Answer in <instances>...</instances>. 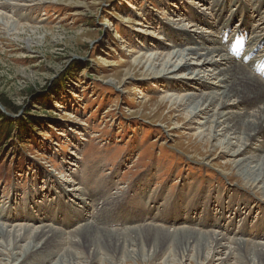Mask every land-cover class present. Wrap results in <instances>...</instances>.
I'll list each match as a JSON object with an SVG mask.
<instances>
[{
  "label": "rangeland",
  "instance_id": "rangeland-1",
  "mask_svg": "<svg viewBox=\"0 0 264 264\" xmlns=\"http://www.w3.org/2000/svg\"><path fill=\"white\" fill-rule=\"evenodd\" d=\"M0 17L8 23L0 22V101L9 109V116L0 111V209L9 213L0 229L24 233L41 225L55 235L54 246L42 242L43 255L29 251L18 264L73 252L71 241L85 237L88 226L104 238L146 228L167 237L216 234L219 251L204 264H250L240 243L264 245V195L244 184L224 150L198 139L199 125L189 124L186 110L167 102L210 90L164 77L158 63L154 71L146 61L183 47L216 48L209 59L238 57L247 66L238 67L240 75L264 84L260 63L247 59L251 50L264 57V0H0ZM258 99L245 98L234 110L244 113ZM66 189L93 197L82 220L68 215L77 208L68 205ZM168 242L148 261L120 263L106 250L92 259L81 245L74 255L81 264H178ZM3 250L0 264H15Z\"/></svg>",
  "mask_w": 264,
  "mask_h": 264
},
{
  "label": "bare ground",
  "instance_id": "bare-ground-1",
  "mask_svg": "<svg viewBox=\"0 0 264 264\" xmlns=\"http://www.w3.org/2000/svg\"><path fill=\"white\" fill-rule=\"evenodd\" d=\"M190 12H191L190 15H188L189 17H192L193 19L197 18V15L193 10H190ZM233 18L234 15H232L228 20L231 21ZM5 20L7 21L5 17H0V22L2 23V25H8V23L5 22ZM239 34L237 32L235 37L241 38L240 36L241 34L240 35ZM197 39H201V37L198 36L196 40ZM177 40H175L174 38L172 40L174 43V47L178 49L182 48L181 47L182 45L181 46L177 45L179 44ZM256 40L259 41L260 38H257ZM217 42L218 44H221L220 39H218ZM182 49L184 50L182 51L179 49L180 51H178L177 53H175L174 52L175 50L173 49L174 51L172 53L165 55V58H162L164 57V55L160 56V54L156 53L153 57L151 56L149 57V59L146 61L147 66L146 65L145 66L151 69L153 68L155 69L154 67L155 63H158L159 67L162 69L161 73L165 74L164 77L169 75L170 77H177L179 79L186 78L189 80L190 85L192 84L201 87V90L203 89L210 90V92L200 91V93H191V94L187 93L186 95H183L182 97L179 96L178 98L169 96L167 102L168 103L170 102L171 106H177V108L186 110L188 117L187 119L188 122H190L189 124L192 126L199 125L198 129L200 131H198L199 133H197L198 139L200 141H203L205 139V142L207 144L206 146H209L210 143H212L213 145L212 148L213 147L215 148L217 146L219 149L224 150V152L231 158V160L229 159L230 161L227 162H229L232 165L233 170H235L236 174L244 182H246L243 183L245 185L248 184H250L251 186L255 185L258 191H261V193L264 195V156L259 157L257 155L258 153L254 152L255 150H260L259 153H264V84L262 82L260 84H257L258 83L257 80L259 81V79L257 78H256L257 83L255 81L248 82L246 78L247 76L244 77L240 75L241 70H238V67L242 65L247 69V66H245L244 62L240 60L238 61L237 60L238 57H232V58L230 57L227 59L217 60L219 63H221L218 64L217 61H213L212 59H209V57H212L211 55L212 53L219 52V50H217L216 48L215 50L209 51L207 53L205 52L199 53L198 49L192 47L188 49L183 47ZM255 51L256 50H251V52H249L250 54L248 55L247 59L251 63L254 62H256L257 64L260 63V70L261 69L263 70L262 75L264 76L263 74L264 57L262 56L261 59H258L260 57L259 56L260 54L255 55L256 54ZM216 65L222 66V68L220 69L218 68V66L216 69L213 68V66ZM183 67H185L186 69L190 68L191 71L194 70L192 71L193 73L191 72L192 75L191 76L183 75L185 74L184 71H186L183 70ZM250 78L253 77L250 75ZM208 79L212 80L213 82L209 84ZM211 87H214V89H212ZM255 95H258L259 99L254 101L253 105L250 106L249 108L246 107L245 109L243 108L244 110L242 111H244V113L243 112L239 113L238 111L234 110L235 105L241 106L242 103L244 104L245 98L252 99L253 97H255ZM237 99L239 101L237 102V104H235L233 100H237ZM252 108L258 109L257 112L254 114H251L250 112L248 113L247 112L249 111L248 109H252ZM209 117H211V119H209ZM205 127L208 128L204 129ZM201 129L205 131L203 132ZM195 131L197 132V129ZM212 135H217L218 136L217 139L213 140ZM257 140L260 141L259 142L260 144L257 143ZM250 142L254 144L253 145L254 147H249V149H245ZM45 191H47L46 188ZM65 192L71 195L70 197L73 200L71 202L68 200L69 201V202L67 201L68 205H74L77 208L76 211L69 210L70 212L68 213V215L70 216V218L71 219L79 218L80 220L85 218L86 215H88L87 212L92 207L91 204L93 197L90 194H86V196L88 197L87 199H82L81 197L79 198V193L77 192L76 189H66ZM62 195L66 196V194L63 193V191H62ZM89 198L91 199L88 200ZM65 202L66 201H63V203ZM13 204L14 203H12V205L7 208L8 209L7 211L9 212L12 211V208H14ZM78 204H82V207H86V209L79 210ZM98 208L99 206L95 205L94 210H97ZM6 213L8 212H5L4 209H0V218L9 216V213L8 215H6ZM33 213L35 212L33 211ZM35 220L37 219L35 218ZM138 220L140 219H136V221ZM40 226L41 225H39L38 228L34 227L35 228L34 231H27L26 229L23 230L22 228L24 233H21L19 230L8 231L5 230L4 228L0 229V236H4V240L3 241L0 240V247L4 248L3 250L4 252L6 251L9 252L11 259L15 264L16 263L18 264V262L23 258V256L29 251L32 252L33 255L36 254L43 255L42 253H44V251H46V248L48 249V247H45V245L42 242H47L53 244L54 246L55 243L54 233L51 234L50 230H47L45 228H40ZM88 227L84 228L87 229L88 232V234H85V237H82V235H80L79 237H76V241L72 242L70 240L71 244L69 246L72 247L70 251L73 250V252H69V251L65 252V249H63L65 252L63 253V255H60L62 252L60 254L54 253L50 255V259H46L44 262L42 261L35 264H81L77 262L80 261L77 260L78 259L77 257L79 256L74 255L77 254L76 252L77 250H79L77 247L80 245L85 248V253L89 255V257L92 259L97 257L99 255V252L102 253L105 252L106 250L107 253L114 252L115 254L113 255H115L117 261L120 263L125 262L126 259L127 260L143 259V261H145L147 258L148 261L154 258L162 250L167 239L171 242L173 251L176 252L174 253L175 257H179L178 264H184L183 261L185 263L188 262V264H193V262L194 264H204L205 261L210 260L212 254L216 255V253L219 251L217 249L220 248L219 245H221V238H222L217 236L216 234L204 235V234H194V232L182 233L181 231L180 232L166 231L165 232L166 234L172 235L171 237H167L161 234L160 232L158 233V231L155 232V230L154 232L153 230L151 231L150 229H149L150 231H148L147 228L146 230H144L145 232L144 231L143 232L140 231L141 233L139 231H138L139 233H135L136 231L133 232L134 234H136L134 237H132L131 234L130 235L131 237L129 238L128 236L104 238L103 235L99 237L100 232L97 234L92 230H89ZM27 232L31 234L30 242L24 243ZM37 240L39 242H36ZM56 241H58V239ZM36 243L38 244L36 245ZM240 244L242 249L240 251V249L238 248L239 252H245V255L248 257V261L250 264H264V245H261L262 243L251 245L241 242ZM101 248H103L104 251L103 250L101 251ZM19 250L20 251L22 250V252H20ZM40 251L41 253H39ZM190 253L193 254H191L190 259L188 260L187 255H189ZM54 257L59 259L53 261ZM26 258L28 259V257ZM166 260L163 261L164 264H166ZM96 261L98 262V260ZM103 261H105V259H103ZM6 263L7 264L10 263L9 260Z\"/></svg>",
  "mask_w": 264,
  "mask_h": 264
},
{
  "label": "water",
  "instance_id": "water-1",
  "mask_svg": "<svg viewBox=\"0 0 264 264\" xmlns=\"http://www.w3.org/2000/svg\"><path fill=\"white\" fill-rule=\"evenodd\" d=\"M7 110H9V109H8L3 103L0 102V111H1L3 114L9 116V114L6 112Z\"/></svg>",
  "mask_w": 264,
  "mask_h": 264
},
{
  "label": "trees",
  "instance_id": "trees-1",
  "mask_svg": "<svg viewBox=\"0 0 264 264\" xmlns=\"http://www.w3.org/2000/svg\"><path fill=\"white\" fill-rule=\"evenodd\" d=\"M1 102V101H0ZM2 117H4V116H1L0 115V119H3ZM32 123V122H31ZM9 124V123H8ZM6 127H7V130L10 132V130L12 131L13 129H12V125H5Z\"/></svg>",
  "mask_w": 264,
  "mask_h": 264
}]
</instances>
